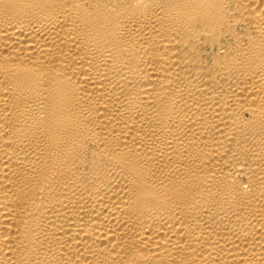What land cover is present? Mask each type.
Masks as SVG:
<instances>
[{
	"label": "bare ground",
	"instance_id": "1",
	"mask_svg": "<svg viewBox=\"0 0 264 264\" xmlns=\"http://www.w3.org/2000/svg\"><path fill=\"white\" fill-rule=\"evenodd\" d=\"M0 264H264V0H0Z\"/></svg>",
	"mask_w": 264,
	"mask_h": 264
}]
</instances>
